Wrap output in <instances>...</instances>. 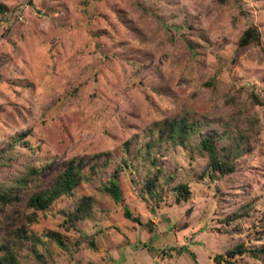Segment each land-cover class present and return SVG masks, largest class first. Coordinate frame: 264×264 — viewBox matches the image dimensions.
<instances>
[{"label":"rangeland","instance_id":"374dc122","mask_svg":"<svg viewBox=\"0 0 264 264\" xmlns=\"http://www.w3.org/2000/svg\"><path fill=\"white\" fill-rule=\"evenodd\" d=\"M0 3L8 10L0 15V149L17 137L28 142L9 148L0 187L30 167L42 169L49 184L64 162L112 152L106 180L127 156L124 144L133 142L134 156L165 119L206 121L205 133L225 122L253 128L248 152L228 176L201 179L207 157L197 150L164 145L155 152L176 174L164 181L162 201L144 192L149 163L139 155L137 169L119 178L123 204L100 191L101 181L82 185L29 226L46 263L29 244L22 264H264L248 253L217 259L239 244H264V0ZM251 26L262 43L240 47ZM178 182L192 191L180 205ZM85 195L95 199L92 215L71 228L65 220ZM30 196L24 192L5 214L31 213ZM124 205L142 224L125 218ZM236 213L243 217L228 222ZM49 231L62 234L67 248L44 237Z\"/></svg>","mask_w":264,"mask_h":264},{"label":"trees","instance_id":"16d2710c","mask_svg":"<svg viewBox=\"0 0 264 264\" xmlns=\"http://www.w3.org/2000/svg\"><path fill=\"white\" fill-rule=\"evenodd\" d=\"M228 1L218 0L221 4ZM7 11V7L0 3V15ZM261 43L262 34L257 26L249 27L239 38V46L243 48ZM206 85L212 86V83ZM252 98L256 103H262L258 96L253 95ZM156 126L157 138L142 145L134 156L131 150L133 142L128 141L124 144L127 156L122 158L115 171L106 180L102 178L108 174V168L113 163L112 152H101L64 162L58 175L49 184L41 180L42 169L30 167L12 185L0 187V264H22V251L28 248L29 244H31L29 252L40 263H46L44 255L37 249V243L42 239L31 234L29 226L38 221L39 213H48L59 200L76 197L78 189L84 184L101 181L100 191L112 197L117 204H123L119 178L127 170L134 172L137 169L135 163L138 155L149 163L143 181L144 192L151 199L162 201L164 181L172 183L176 179V174L168 173L155 155V152L159 153L164 145L182 147L190 151L197 150L201 155L206 156L207 165L199 177L202 179L208 176L214 179L215 175L228 176L238 171L241 158L249 150V140L253 134V128L241 127L237 123L230 122H225L220 126L221 128H212L205 133L204 130L208 127L206 121H192L187 117L165 119ZM18 142L28 144L24 139L17 137L14 144L0 149V165H4L10 159L9 148L14 149ZM35 190L38 191L34 192ZM24 192L31 194L26 208L32 212L25 213L26 211L21 212L17 209L8 215L5 214L7 207L17 206L23 201ZM174 194L176 204L188 202L192 197L191 187L188 183L178 182L174 186ZM94 205L93 196H82L77 201L75 209L69 213L65 223L75 229L78 221L92 215ZM124 216L134 223L142 224L140 218L135 217L125 205ZM241 217L243 214L236 213L228 219V222ZM44 237L64 249L67 248L66 240L59 232L49 231ZM91 246L95 247L94 242ZM245 253L264 262V244L255 248H247L245 244H239L229 249L225 255L217 256V259H224L226 256L228 261H231L237 255Z\"/></svg>","mask_w":264,"mask_h":264},{"label":"built area","instance_id":"2783aa9c","mask_svg":"<svg viewBox=\"0 0 264 264\" xmlns=\"http://www.w3.org/2000/svg\"><path fill=\"white\" fill-rule=\"evenodd\" d=\"M28 10H29V4L28 3L24 4L23 6H21L20 10L17 13V18L19 20H23L24 19V16H25V13Z\"/></svg>","mask_w":264,"mask_h":264}]
</instances>
